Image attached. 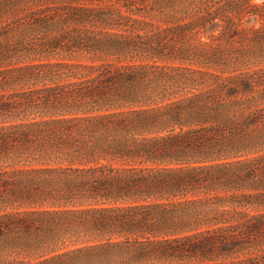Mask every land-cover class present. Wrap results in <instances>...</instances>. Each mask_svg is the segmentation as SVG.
Returning <instances> with one entry per match:
<instances>
[{
	"label": "trees",
	"instance_id": "trees-1",
	"mask_svg": "<svg viewBox=\"0 0 264 264\" xmlns=\"http://www.w3.org/2000/svg\"><path fill=\"white\" fill-rule=\"evenodd\" d=\"M146 1L0 0V264H264V2Z\"/></svg>",
	"mask_w": 264,
	"mask_h": 264
},
{
	"label": "rangeland",
	"instance_id": "rangeland-1",
	"mask_svg": "<svg viewBox=\"0 0 264 264\" xmlns=\"http://www.w3.org/2000/svg\"><path fill=\"white\" fill-rule=\"evenodd\" d=\"M126 0H76V5L81 6H88L90 8H99V7H108V6H114L122 8L123 11L126 10V7L122 6ZM204 0H188L187 4L189 5L190 9H193L195 6L202 5ZM253 3L260 4L264 2V0H252ZM147 5V9L151 6L152 7V0H147L145 2ZM33 6V5H32ZM23 3L19 2L16 5L13 6V8L4 16L12 17L14 16L17 11V8H22ZM126 14L128 12H125ZM156 13L152 12L151 14ZM136 16V15H135ZM138 16V15H137ZM147 18H150L149 15ZM260 21H254V20H243L242 24L240 25V29H244L241 33V36H243L245 33V36L241 39V42H233L231 46L228 48H225V54L224 56H227V58H231V56L237 57L235 65H231L232 68H236L239 71H254L259 68L264 67V37L262 36L261 32H257L258 29H260ZM101 28L98 25L92 26V23H90V36H100L99 30ZM20 31V30H19ZM19 32L17 30H14L11 33L0 35V51L5 49L4 47H8L9 49L15 48L17 42L20 41V36L18 34ZM59 32L55 30H45L39 35V37L43 38V41H51L54 38H57L59 36ZM201 41H207V38L203 33L200 34ZM239 40V38H237ZM195 44V43H194ZM10 46V47H9ZM21 52L18 51V55ZM20 56V55H19ZM18 56V58H19ZM12 58L10 60V64H3L0 66L1 68L7 67L11 68L15 65H21L23 62L17 61L16 57H9ZM56 59V58H53ZM19 60V59H18ZM90 61V59H84V61ZM252 212H255V210H252Z\"/></svg>",
	"mask_w": 264,
	"mask_h": 264
}]
</instances>
